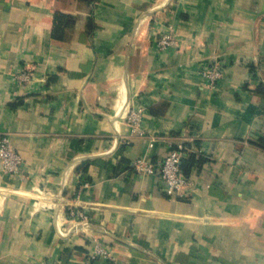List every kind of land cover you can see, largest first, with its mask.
I'll list each match as a JSON object with an SVG mask.
<instances>
[{
    "label": "crops",
    "instance_id": "obj_1",
    "mask_svg": "<svg viewBox=\"0 0 264 264\" xmlns=\"http://www.w3.org/2000/svg\"><path fill=\"white\" fill-rule=\"evenodd\" d=\"M0 134L21 158L0 160V264H84L97 242L88 264H264V0H0ZM180 141L184 198L134 169Z\"/></svg>",
    "mask_w": 264,
    "mask_h": 264
},
{
    "label": "built area",
    "instance_id": "obj_2",
    "mask_svg": "<svg viewBox=\"0 0 264 264\" xmlns=\"http://www.w3.org/2000/svg\"><path fill=\"white\" fill-rule=\"evenodd\" d=\"M177 44L178 39L176 38L172 27L170 25L165 26L158 35L156 41L157 49L165 50L166 48L176 46ZM201 75L206 80L207 85L214 89L218 79L222 75V69L219 62L214 61L203 67ZM17 77L20 81L27 83L30 80L31 74L29 71L23 70L17 75ZM143 113L144 110L142 107H131L125 100H122V103L117 110V114H120L130 126L132 134L138 136L144 135V131L141 127ZM185 152L186 146L180 141L169 146L158 168L152 163L147 162L143 157H138L134 161V169L140 174H149L157 171L163 179L166 193L177 198H184L190 193L189 180L180 169V163ZM0 160L3 171L15 173L19 170L21 158L14 149L8 134H0ZM66 211L69 220L71 221L69 231L77 232L83 228H87L89 222L81 209L67 203ZM59 233L65 235L67 231L60 229ZM107 255L108 251L100 242H97L94 251L84 264H88L90 259L97 256Z\"/></svg>",
    "mask_w": 264,
    "mask_h": 264
},
{
    "label": "trees",
    "instance_id": "obj_3",
    "mask_svg": "<svg viewBox=\"0 0 264 264\" xmlns=\"http://www.w3.org/2000/svg\"><path fill=\"white\" fill-rule=\"evenodd\" d=\"M55 19L58 20V26H59V23H61V22L69 21V19H67L66 15L59 14V13L55 15ZM195 160H196V157H195L194 153H189L187 156H185L182 159V161L180 163V169L184 175H187L189 173L190 168H191V166Z\"/></svg>",
    "mask_w": 264,
    "mask_h": 264
}]
</instances>
